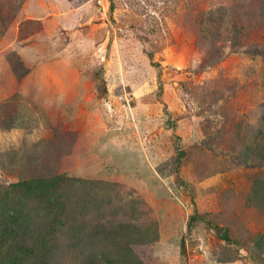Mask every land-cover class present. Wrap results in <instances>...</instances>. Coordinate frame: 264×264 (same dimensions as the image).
Here are the masks:
<instances>
[{
  "label": "rangeland",
  "instance_id": "374dc122",
  "mask_svg": "<svg viewBox=\"0 0 264 264\" xmlns=\"http://www.w3.org/2000/svg\"><path fill=\"white\" fill-rule=\"evenodd\" d=\"M262 3L0 0V194L61 177L66 210L103 207L84 221L157 228L143 264H264ZM231 15L238 44L207 40Z\"/></svg>",
  "mask_w": 264,
  "mask_h": 264
},
{
  "label": "trees",
  "instance_id": "16d2710c",
  "mask_svg": "<svg viewBox=\"0 0 264 264\" xmlns=\"http://www.w3.org/2000/svg\"><path fill=\"white\" fill-rule=\"evenodd\" d=\"M262 4L260 8L264 18ZM236 20V15L228 18L209 17L211 30L209 39H206L219 42L218 39L223 38L226 43L238 44L237 36L241 27ZM217 48L219 51L224 47ZM254 136V153L263 159L264 122ZM177 160L180 161V155ZM60 178L40 177L11 184L0 194V233L7 241L6 253L0 264H62L63 257L76 255L77 250L80 252L78 259L81 264H143L135 248L149 246L157 241V233H150L153 228L143 231L130 225L133 222L127 224L123 218L116 216L113 221L114 215L110 211L105 212L107 216H102L104 223L95 225L93 217H89L91 221H84L82 217L103 207L96 205L90 198H84L79 204L86 208L72 212L66 210L60 201L61 196L54 198L55 190L52 191ZM31 197L35 200L42 198L43 210H48L47 220L38 219L37 214H31L25 208L23 200ZM49 202L53 204L50 206ZM62 208L65 211H61Z\"/></svg>",
  "mask_w": 264,
  "mask_h": 264
},
{
  "label": "water",
  "instance_id": "95a60500",
  "mask_svg": "<svg viewBox=\"0 0 264 264\" xmlns=\"http://www.w3.org/2000/svg\"><path fill=\"white\" fill-rule=\"evenodd\" d=\"M224 233V230H220L219 234L222 235Z\"/></svg>",
  "mask_w": 264,
  "mask_h": 264
}]
</instances>
